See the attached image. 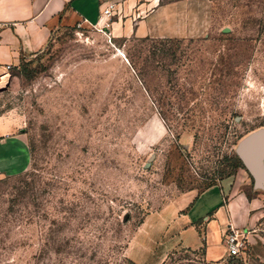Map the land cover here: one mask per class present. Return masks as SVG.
I'll use <instances>...</instances> for the list:
<instances>
[{
  "label": "rangeland",
  "instance_id": "obj_1",
  "mask_svg": "<svg viewBox=\"0 0 264 264\" xmlns=\"http://www.w3.org/2000/svg\"><path fill=\"white\" fill-rule=\"evenodd\" d=\"M211 13L205 36L182 40L66 24L10 70L0 118L31 161L0 175V264H264V192L233 168L264 127V0H211ZM212 188L193 218L247 196L238 258L228 210L214 236L179 219L181 195Z\"/></svg>",
  "mask_w": 264,
  "mask_h": 264
},
{
  "label": "crops",
  "instance_id": "obj_2",
  "mask_svg": "<svg viewBox=\"0 0 264 264\" xmlns=\"http://www.w3.org/2000/svg\"><path fill=\"white\" fill-rule=\"evenodd\" d=\"M110 3L115 4L113 15L102 17ZM211 14V0H0V84L10 73L7 66L17 67L22 59L40 53L53 32L66 24L79 22L89 28L105 29L115 38L182 40L205 36L211 27ZM30 161L26 135L0 118V175L23 173ZM214 188L201 195L194 191L181 195L175 201L181 204L177 212L187 213L179 219L188 228L197 229L203 224L206 235L214 236L226 224L228 210L234 228L246 226L249 203L238 189L225 207L199 219L192 217L196 202ZM204 249L208 261L217 260L212 258L214 244L208 243Z\"/></svg>",
  "mask_w": 264,
  "mask_h": 264
},
{
  "label": "water",
  "instance_id": "obj_3",
  "mask_svg": "<svg viewBox=\"0 0 264 264\" xmlns=\"http://www.w3.org/2000/svg\"><path fill=\"white\" fill-rule=\"evenodd\" d=\"M256 191L264 192V127L244 137L235 149Z\"/></svg>",
  "mask_w": 264,
  "mask_h": 264
},
{
  "label": "built area",
  "instance_id": "obj_4",
  "mask_svg": "<svg viewBox=\"0 0 264 264\" xmlns=\"http://www.w3.org/2000/svg\"><path fill=\"white\" fill-rule=\"evenodd\" d=\"M115 10V4L110 3L107 8L102 11V17L110 18ZM7 71L10 72L12 66H7ZM246 233L238 231L235 228H229L228 233L224 236L225 247L229 257L238 258L242 255V252L246 244Z\"/></svg>",
  "mask_w": 264,
  "mask_h": 264
},
{
  "label": "trees",
  "instance_id": "obj_5",
  "mask_svg": "<svg viewBox=\"0 0 264 264\" xmlns=\"http://www.w3.org/2000/svg\"><path fill=\"white\" fill-rule=\"evenodd\" d=\"M233 168H235V169H239V168L244 169V167H243V165H242V163H241V161L239 160L238 157H236V164L233 165Z\"/></svg>",
  "mask_w": 264,
  "mask_h": 264
}]
</instances>
